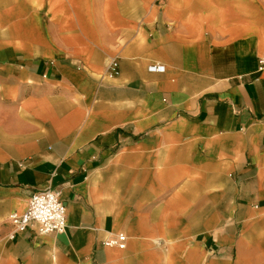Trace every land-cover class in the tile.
Here are the masks:
<instances>
[{
  "label": "crops",
  "instance_id": "1",
  "mask_svg": "<svg viewBox=\"0 0 264 264\" xmlns=\"http://www.w3.org/2000/svg\"><path fill=\"white\" fill-rule=\"evenodd\" d=\"M260 58L264 0H0V264H264Z\"/></svg>",
  "mask_w": 264,
  "mask_h": 264
},
{
  "label": "built area",
  "instance_id": "2",
  "mask_svg": "<svg viewBox=\"0 0 264 264\" xmlns=\"http://www.w3.org/2000/svg\"><path fill=\"white\" fill-rule=\"evenodd\" d=\"M259 63L264 66V58H260ZM108 70L111 75L119 74L118 59L114 58L109 62ZM10 219L16 233L25 232L32 227L41 236L51 233H64L67 228V209L57 191L45 189L32 193L26 210L11 213ZM105 244L125 248L126 237L120 234L107 239Z\"/></svg>",
  "mask_w": 264,
  "mask_h": 264
}]
</instances>
